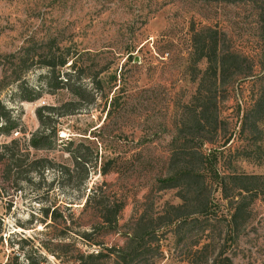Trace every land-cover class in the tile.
<instances>
[{
	"label": "rangeland",
	"instance_id": "374dc122",
	"mask_svg": "<svg viewBox=\"0 0 264 264\" xmlns=\"http://www.w3.org/2000/svg\"><path fill=\"white\" fill-rule=\"evenodd\" d=\"M199 22L221 27L229 44L250 58L252 75L223 88L211 79L199 86L205 63L192 64L189 45V26ZM42 39L77 53L79 60L60 68L58 78L63 81L67 71L72 81L83 71L86 88L80 99L63 87L44 86V68L37 62L25 67L16 57L3 56L24 43L39 46ZM12 71L19 80L8 83ZM91 75H98L97 85ZM17 83L25 90L18 91ZM201 89L205 92L199 94ZM30 91L38 96L22 100ZM263 95L264 0H0V104L16 125V132L0 134V144L14 137L26 147L38 129L35 108L52 105L62 111V104L73 99L71 111L57 120L62 143L49 150L29 147L21 162L47 157L69 165L72 180L79 181L80 171L72 167L63 142L71 139L69 149L95 159L86 186L108 182L124 204L116 228L101 236L105 245H122L138 215L156 226L151 217L179 203L176 189L158 188L177 128L192 131L190 146L198 145L196 129L214 137V144L201 149L218 147L215 169L223 190H210L201 214L157 229L155 264H264ZM261 96L262 105L255 106ZM203 105L206 114L199 111ZM204 116L209 119L203 123ZM193 119H199L198 128ZM102 166L109 169L105 175L99 174ZM230 175L258 178L235 181ZM235 185L250 190L234 194ZM76 193L66 177L50 169L37 174L22 165L2 174L0 168L2 238L7 239L0 264H73V246L97 249L74 238L91 221L79 204L64 207ZM54 203L63 222L43 228L37 220L40 207Z\"/></svg>",
	"mask_w": 264,
	"mask_h": 264
},
{
	"label": "trees",
	"instance_id": "16d2710c",
	"mask_svg": "<svg viewBox=\"0 0 264 264\" xmlns=\"http://www.w3.org/2000/svg\"><path fill=\"white\" fill-rule=\"evenodd\" d=\"M212 1L225 4L235 2V0ZM261 18L262 16L259 15V19ZM189 33L192 64H196L200 60L205 63L200 73L201 77L198 79L199 86L202 85V81L207 79V81H210L211 79L216 87L223 88L229 81L237 82L252 75L253 63L250 58L229 44L226 39V33L221 27L212 23L199 22L198 25L191 24L189 26ZM37 44L34 41L24 43L20 45L15 54L5 53L3 56L4 58L16 57L18 64L25 67L37 62L40 67L44 68L42 75L44 86L51 88L63 87L71 95L73 94L80 99L86 88L82 80L83 71L77 73L72 81L67 71L63 72V81L58 78L61 73L60 68L65 66L72 67L79 60L77 53L69 52L68 49H64L60 44L54 43L50 39H42L39 46ZM97 76H89L92 84L97 85L99 83ZM18 80L19 74L16 71H12V74L9 75L8 83ZM16 88L21 92L25 90L18 83ZM196 90L199 92V87ZM201 90L199 94L205 92V89ZM32 92L34 91L32 90ZM32 92L21 95V99L25 101L34 100L38 93L33 94ZM263 96L257 100V103L255 101V106L259 107L262 105ZM72 100L70 99L62 104L65 107L62 111H59L60 107L52 105H39L35 108L34 113L38 122V129L27 139L26 147L20 148L18 140L14 137L8 142L0 144V168L2 174L8 173L11 168H19L22 165L26 167L27 172L36 171L37 174H42L47 169H50L53 170L56 176L66 177L72 188H75L77 191L76 195L68 199L69 201L66 202L68 206L64 207L79 204L80 212L89 213L91 221L87 227L77 230L74 238L80 239L84 245L96 246L97 249L89 251L73 246L72 254L74 257L70 259L73 264H155V256L158 250L155 238L157 229L184 220L193 214H201L210 200V190L214 191L218 186L221 191L223 190V177L221 175L217 176L215 169V156L218 147H210L205 151L201 149L204 144H214V137L198 135L199 131L196 129L195 137L198 145L190 146L187 142L193 139L192 131L185 130L183 132L181 128L175 130L171 140L174 147L170 149L168 156L167 175L158 179V188L176 189L179 203L169 204L165 211L151 217L155 220L156 226L150 225L145 215H138L133 219L131 231L126 233L123 244L120 246H107L102 241L101 236L103 233L116 228L117 220L124 204L108 182L101 181L98 184L93 183L90 187L86 186L85 181L90 170L96 167L95 159L94 161H89L85 155L78 151V148H75L74 151L69 149L68 145L71 144V139H66L63 142L62 147L67 152L72 167L78 168L80 171V183L72 180L71 170L67 164L53 162L47 157L29 160L26 158L27 161L24 164L21 162L25 157L24 155H28L27 149L29 147L35 150H49L53 148L57 141V143H62L60 137L56 135V124L59 117L71 111V106L74 104ZM115 100V97L111 99L109 106L113 105ZM206 108V105H203V107L199 108V111L206 114ZM5 112L4 107L0 104V134L8 135L12 130L16 132V125L13 119H10ZM203 118L204 123L208 121L209 116H204ZM212 118L215 126V114ZM192 122H195L198 128L199 119H193ZM176 142L181 144L178 143L179 145H176ZM99 169L100 175L107 174L109 170L104 166ZM230 178L238 181L254 180L258 177L256 175H230ZM234 189V192H236L234 194L250 190L240 185H235ZM236 205L238 207L239 201L236 202ZM37 220L43 228L49 227L58 221L63 222L56 203L40 207V217ZM2 233L3 221L0 217V249L3 243L7 241V239L2 238ZM50 252L55 257L60 258L57 251L52 250Z\"/></svg>",
	"mask_w": 264,
	"mask_h": 264
},
{
	"label": "built area",
	"instance_id": "2783aa9c",
	"mask_svg": "<svg viewBox=\"0 0 264 264\" xmlns=\"http://www.w3.org/2000/svg\"><path fill=\"white\" fill-rule=\"evenodd\" d=\"M171 264V263H170Z\"/></svg>",
	"mask_w": 264,
	"mask_h": 264
}]
</instances>
